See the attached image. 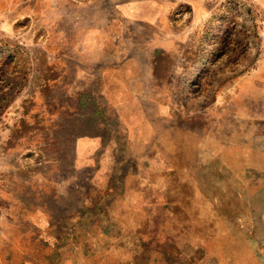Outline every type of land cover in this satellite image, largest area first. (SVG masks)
I'll use <instances>...</instances> for the list:
<instances>
[{
    "label": "rangeland",
    "instance_id": "rangeland-1",
    "mask_svg": "<svg viewBox=\"0 0 264 264\" xmlns=\"http://www.w3.org/2000/svg\"><path fill=\"white\" fill-rule=\"evenodd\" d=\"M144 1L70 0L89 26ZM157 1L177 40L154 62L162 118L80 159L76 137L94 126L73 92L79 59L49 43L55 23L13 24L0 0V264H232L249 244L237 234L249 192L203 172L202 154L264 58V0Z\"/></svg>",
    "mask_w": 264,
    "mask_h": 264
},
{
    "label": "crops",
    "instance_id": "crops-1",
    "mask_svg": "<svg viewBox=\"0 0 264 264\" xmlns=\"http://www.w3.org/2000/svg\"><path fill=\"white\" fill-rule=\"evenodd\" d=\"M2 1L11 5L8 12L13 24L55 23L56 39L50 36L49 43L80 61L76 66L79 83L73 92L80 107L87 110L83 113L89 118L86 123L94 126L91 134L76 138L80 159L88 149L93 156L102 152L105 143L117 147V142L149 123V117L154 123L162 118L164 81L154 62L162 61V50L177 45L172 37L171 6L157 0L119 5L106 22L89 26L75 13L70 0ZM152 12L158 14L156 20ZM255 66L234 83L232 88H239L233 98L234 116L225 118L227 128L217 125L220 131L213 134L215 143L209 151L203 148L202 154L203 172H208L207 163H212L210 171L232 174L234 187L249 192L240 198L244 211L237 218L241 227L237 234L248 237L245 240L249 244L237 247L232 264H264V245L256 240L264 236L259 231L264 227V108H255L264 104V58ZM221 142L229 149L225 150Z\"/></svg>",
    "mask_w": 264,
    "mask_h": 264
},
{
    "label": "trees",
    "instance_id": "trees-1",
    "mask_svg": "<svg viewBox=\"0 0 264 264\" xmlns=\"http://www.w3.org/2000/svg\"><path fill=\"white\" fill-rule=\"evenodd\" d=\"M77 137H78V136H77ZM77 137H76V138H77ZM66 142H71V141H69V140H66ZM88 215H89V213H88Z\"/></svg>",
    "mask_w": 264,
    "mask_h": 264
}]
</instances>
